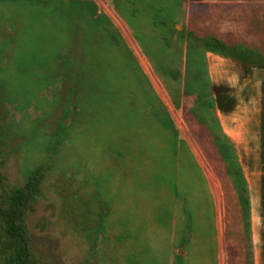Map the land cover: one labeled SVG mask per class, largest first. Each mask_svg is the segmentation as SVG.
I'll return each mask as SVG.
<instances>
[{"label": "rangeland", "instance_id": "374dc122", "mask_svg": "<svg viewBox=\"0 0 264 264\" xmlns=\"http://www.w3.org/2000/svg\"><path fill=\"white\" fill-rule=\"evenodd\" d=\"M183 2L0 0V209L17 217L24 233L22 242L0 216V264L24 258L28 264H99L98 229L109 205L94 188L66 210L93 237L84 260L74 262L63 237L41 225L54 218L68 165L81 170L84 151L98 148L95 134L122 140L118 190L141 178L139 170L152 158L178 169L170 264H218L226 259L220 249L228 236L243 242L249 221L235 173L242 172L249 200H259L262 141L255 119L264 45L223 43L221 51H210L205 42L212 37L186 27ZM64 10L74 17L68 34L55 26L66 23ZM42 19L50 29L46 38ZM78 22L88 38H79ZM137 102L142 114L133 108ZM114 140L105 139L110 154ZM58 157L59 179L46 177ZM37 168L42 178L21 199Z\"/></svg>", "mask_w": 264, "mask_h": 264}, {"label": "crops", "instance_id": "0c3cea01", "mask_svg": "<svg viewBox=\"0 0 264 264\" xmlns=\"http://www.w3.org/2000/svg\"><path fill=\"white\" fill-rule=\"evenodd\" d=\"M178 1H184L181 5L183 13L180 16L183 17L184 23L190 31L204 33V35L224 43L264 45L263 4L232 0ZM62 19L66 23L60 25L56 23L55 26L57 30L59 26L62 31L66 30L68 34L69 28H74L73 14L69 19L68 10H64ZM38 23L41 24L42 34L40 36L46 38L45 33L50 31L49 27L43 22V19ZM81 27V23L78 22L79 38H88L86 27H83V32ZM52 36L53 34L50 35V37ZM257 88L259 119H255V124L259 126V141H262L258 154L261 158L258 179L259 200H249V225L248 230L243 231V242L241 236L237 238L234 234L228 236L229 240L225 249L224 247L220 249L222 253L226 250V259L218 261V264H264V169L262 168L264 166V82H261ZM254 91L257 92V90ZM254 101L257 102L256 98ZM140 107L138 102L133 107L138 110V114H142ZM248 119L250 121L243 120V123L250 124L252 119ZM262 126L263 131H261ZM229 136L232 137L230 134ZM105 139L111 141L118 137L116 134L114 136L95 134L94 140L98 144V148L93 147L88 150L89 152L84 151L83 172L82 168L79 170L76 167L75 162L73 165H68L66 176L64 174L61 176L66 181V187L58 190V197L54 191H51L52 195L57 198L53 201L54 218L45 223L44 220L41 221L42 227L47 229L46 232L59 238L63 237L74 262L84 260L92 247L93 237L84 234L76 226L74 220L68 216L66 210L68 205H71L80 194L92 187L109 205L108 214L98 229L99 235L103 238L99 264H170L175 229L178 169L175 172L170 165L157 164L152 158L150 162L145 161V164L142 165L144 168L140 167L141 178L135 177L136 181L132 180L130 186L118 190L115 173L119 171L118 159L123 161L121 155L125 148L122 149L124 146L122 140H114L117 142L113 143L110 154L103 149L106 147ZM96 143L95 147H97ZM100 150L104 151L103 160L96 162L97 157L101 158ZM87 153H89V159H87ZM58 159L59 157L46 177H57L55 169ZM108 161L110 162L108 163ZM81 181L84 183L83 187ZM114 187L115 190L112 192ZM50 189L52 190L53 187ZM248 252L251 253L250 262Z\"/></svg>", "mask_w": 264, "mask_h": 264}, {"label": "trees", "instance_id": "16d2710c", "mask_svg": "<svg viewBox=\"0 0 264 264\" xmlns=\"http://www.w3.org/2000/svg\"><path fill=\"white\" fill-rule=\"evenodd\" d=\"M222 41L214 38H209L208 41L205 42V46L213 52H218L221 51L219 50V47L223 46ZM0 163H2V158H1V152H0ZM49 168V167H48ZM47 168V169H48ZM43 172L41 169L37 168L34 170L31 175L27 178V183H26V192L22 195V198H25L26 196L30 195L31 191L33 190L36 180L42 178ZM235 179L238 182L239 185V191H240V202L243 210L244 217L246 220L248 219V214H249V198L247 194V189H246V183H245V178L242 175V172L239 170L237 173H235ZM177 195V200H178V193L176 192ZM176 200V204H177ZM23 201L19 200V205H22ZM0 216L3 217H8V220L10 222L9 225V232L17 237L20 238V240L23 242L24 241V233L23 231L17 226V217H11V215L8 212H5L4 210L0 209ZM188 222H192L190 218H188ZM15 264H28L27 258H24L23 260H18L15 261Z\"/></svg>", "mask_w": 264, "mask_h": 264}]
</instances>
